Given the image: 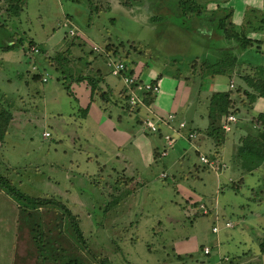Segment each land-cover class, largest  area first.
<instances>
[{"label":"rangeland","instance_id":"obj_1","mask_svg":"<svg viewBox=\"0 0 264 264\" xmlns=\"http://www.w3.org/2000/svg\"><path fill=\"white\" fill-rule=\"evenodd\" d=\"M154 1L26 0L15 19L0 16V116L8 122L0 141V173L25 194L63 202L77 218L85 241L73 239L70 221L60 218L59 209L48 204L22 211L19 200L0 186V264H61L68 255L76 257L79 264H200L198 259L204 257L200 249L192 257L182 254L181 258L171 249L173 240L192 235L198 238L199 248H210L213 263L221 264L220 252L232 258L248 250L247 264H264V253L258 247L264 238V163L252 172L243 171L234 147L227 144L223 157H216L212 147L201 148L212 160L205 166L193 150L178 157L174 152L180 138H176L171 148L165 147L164 141L161 155L144 168L135 150L122 149L115 157L108 137L93 123L85 124L87 91L82 84H75V78L80 73L94 74L100 66L110 71L100 56L104 50L110 51L105 53L111 59L125 56V62L135 61V69L160 65L162 72H178L177 77L189 72L186 65L193 57H209L210 53L215 57L222 48L232 51L221 34L200 20L188 18L181 25L174 23L175 19L173 23L158 19L155 15L170 11L167 0H159L158 8ZM0 6H5L4 0ZM213 7L209 3L203 12ZM242 8L239 14L233 9L228 21L239 27L248 18L258 25L264 8ZM251 8L258 11L251 12ZM69 29L74 34L70 35ZM65 33L68 39L63 38ZM262 33L264 28L251 32L254 36ZM7 36L14 37L17 44L5 50ZM29 38L32 44L23 48ZM67 41L73 46L65 47ZM92 46L97 47L96 52ZM70 50L80 58L72 56L70 60ZM245 58L253 60L255 54L246 52ZM192 63L195 67L199 61ZM34 74L38 78H33ZM42 76L47 80L42 81ZM115 79L109 72L105 75L112 87L118 85ZM196 82L202 78L191 79L189 86ZM236 82L231 89L243 84L239 78ZM103 87L100 89L106 91L109 102L96 95L95 103L112 108L115 104L114 117L118 118L117 108L130 127L135 122L134 129H140L137 120L157 115L144 107L125 110L123 102H128L121 91L110 94ZM248 104L246 99L243 106L248 109ZM246 109L234 114L236 120L230 124L228 136L264 133ZM236 123L240 128L233 131ZM45 131L48 136H43ZM188 133L195 137L194 131ZM122 157L127 158L125 173L133 171L132 177L113 172ZM239 178L238 189H232L229 185ZM199 204L210 209L209 213L201 214ZM33 220L40 222L44 232L47 245L43 249L33 238ZM226 221L231 226H224ZM214 225L217 232L211 231Z\"/></svg>","mask_w":264,"mask_h":264},{"label":"trees","instance_id":"obj_2","mask_svg":"<svg viewBox=\"0 0 264 264\" xmlns=\"http://www.w3.org/2000/svg\"><path fill=\"white\" fill-rule=\"evenodd\" d=\"M144 1V0H141ZM5 6H0V16H5L6 18H14L16 17L20 11L23 8V5H25L26 0H4ZM164 2V1H162ZM230 2V0H167L168 3V10L170 11L168 15H155L158 17V19H167L171 23H173V19L176 21L174 23H179L181 25H184L188 22V18L200 20L199 22H202L203 24H206L207 26H211L216 30L217 33L221 34L222 40L227 42V45H230L233 47L232 51L230 48L224 49L219 53H216L218 56H215L213 54H209L211 56H198L193 57L191 59V64L186 63L187 70L189 73L192 71L193 73H190L189 78H203L205 75H217V74H225V72H235L237 78L242 80L243 84L237 85V88L235 89H229L224 91H215L212 92L208 99V105H207V126H206V133L211 137L213 145L215 147L222 146L223 142L226 138V133L229 131H225L223 128V123L225 120V117L228 114H238L240 111H243V109H246L243 105H245L246 99L250 104H248V110L250 112V108L252 103L257 98H264V34L263 36H254L251 34V32L255 33L259 31L260 29L264 28V13L261 17H259V24L253 25V20H250L247 18L244 22L240 24L239 27L234 25L233 22L228 21L233 14V7L231 5H227ZM209 3H213L214 7L209 11L206 12L207 9L205 8ZM161 5V1L156 0L153 3V6L159 7ZM247 7V6H246ZM205 8L206 11L203 12V9ZM251 8V12L258 11ZM247 14V12L244 14V16ZM258 18V17H257ZM8 19V20H9ZM15 19V18H14ZM67 21V20H66ZM206 22V23H205ZM255 24V23H254ZM187 26V25H186ZM202 27V26H200ZM210 27V28H211ZM210 28L209 31H210ZM179 30L178 28H176ZM188 31H191L192 28L189 27ZM75 36H78L75 34ZM73 37V36H71ZM9 38L8 45L3 46L5 50H8L10 48H14L17 44V40L12 36H7ZM68 39L67 34L65 33L64 37ZM202 38V43L204 41V37ZM173 39V38H172ZM195 42H201L200 39H193ZM5 41V43H6ZM205 42V41H204ZM68 43V41L66 42ZM29 44H32V39L29 38L23 43V48H28ZM175 45H177V41L174 40ZM71 44H66L65 47H72ZM204 48V43H203ZM73 49V48H72ZM92 49L93 46H92ZM235 49V50H234ZM73 51H75L73 49ZM94 52V50H92ZM106 50H104L100 56L103 60V63L106 65L107 68V62H105V59L108 54L105 53ZM110 52V51H106ZM115 53L116 51L113 50ZM246 52H252L255 54V58L253 60H249L245 58ZM70 55L68 57L71 60V57L74 56L75 59H79L80 57H75V53L70 50ZM110 54V53H109ZM204 55H207L206 53ZM105 57V58H104ZM73 58V59H74ZM121 61L125 64L127 71L129 74H133L135 71V61L130 63L125 62V56L120 57ZM63 59V58H62ZM106 59V60H107ZM198 60L199 64L198 66L194 64L195 67L192 66V60ZM88 64V63H87ZM147 64V63H146ZM132 65V66H129ZM134 65V66H133ZM92 68V67H91ZM96 73L93 74H78L75 78L77 82H84L88 89L89 99L91 101L96 102V95L100 98V100L103 99L106 103L109 102V98L105 96L106 91H102L100 88V83L103 81L102 76L106 75L108 72H110L108 69L105 70V68H102L101 66L98 68L96 67ZM176 74H179L176 72ZM160 73L158 76L152 80H150L153 83H157L160 79ZM33 78H38L37 74L33 75ZM186 79H188L186 77ZM120 95L125 96V91L123 89V92L121 91ZM156 94L149 91L147 95L144 97L145 106H151L152 102L155 98ZM123 98V97H122ZM125 105V110L129 111L130 107L126 102H123ZM100 108L105 111L106 106L105 104L100 103ZM139 109H141L139 107ZM245 112V111H244ZM248 114L250 115V113ZM246 113V112H245ZM241 117V116H240ZM238 117L239 119H241ZM237 118V119H238ZM253 118H255L256 125L259 126L262 130L264 129V113L258 112L253 115ZM175 116L170 121H174ZM143 121V118L139 120V123L141 124ZM169 122V124H170ZM8 122L0 116V141L3 140L4 134L7 130ZM233 127V126H232ZM147 133L146 131H144ZM188 139V138H187ZM235 158L239 161V164L243 171L246 172H252L257 166L264 163V133L259 134L255 137L252 136V134H247L244 137L239 138V146L235 155ZM207 166V164H204ZM130 179V178H129ZM242 181V178H239L236 181H233L234 184H230L229 186L237 190L240 183ZM0 186L4 188L7 192L12 193L21 203L22 205V211H29L30 209L37 210L42 207H47L48 204L52 205V207L55 210H58L61 212L60 218H63L65 220H69V224L71 226V229L73 231V239L77 241H81L82 243H85L84 237L82 234V231L79 228V225L77 223V218L75 219V215L64 205L63 202L57 199L53 198H47V197H34L30 196L28 194L23 193L18 188L14 186V184L8 179L7 176L0 173ZM199 209V208H198ZM200 210V209H199ZM201 211V210H200ZM209 213V209L201 214L205 215ZM199 211L195 212L194 216L198 215ZM33 238L37 241L39 248L43 249L44 245H47V243H43L44 240V232L42 231L40 227V222L33 220ZM258 247L259 251L264 253V238L258 241ZM203 247H201L202 249ZM202 251V250H201ZM226 257H220L219 260L221 262H229V260L225 259ZM104 260H100V262H103ZM61 264H79V261L76 257H72L68 255V259ZM104 264V263H103ZM109 264V263H107Z\"/></svg>","mask_w":264,"mask_h":264},{"label":"crops","instance_id":"obj_3","mask_svg":"<svg viewBox=\"0 0 264 264\" xmlns=\"http://www.w3.org/2000/svg\"><path fill=\"white\" fill-rule=\"evenodd\" d=\"M263 2L264 0H241L240 3V2H236V0H231L229 4L233 7L234 12L236 11L239 14L243 10L242 7H246V6L255 7L256 5L264 8ZM235 6L238 7L237 10L235 9ZM256 36H260V35H256ZM161 69L162 67L160 65H158L157 67L148 66L144 70H142L141 67L137 68L139 73L141 71L140 77L144 81H148L156 78L159 73H160L159 78H162L161 84L158 80L159 91L156 94L152 102V105L147 106V108L150 109V112L160 116L166 115L170 112L175 113L174 121L170 122V124L167 125H161L159 133L157 134L145 133L142 130V126H140V129L139 128L134 129V125H136L135 122L134 125L130 127L126 121L121 120L122 116L120 115L121 114L123 115V113L122 111L117 110V108H116V113H118V118L116 119L113 115V112H115V107H116L115 104L113 106L114 108L108 107L109 105H107L106 110L103 111L100 108V106H98L94 101H91L89 99V94H88L89 92L84 82L76 81L75 84L78 85L82 84L83 85L82 87L87 91L88 97L86 98L84 97L85 98L84 105H86L85 108L87 110L84 116L85 124L93 123L103 135H106L108 137V139L110 140V144L113 146L112 151L115 157L118 158L120 156L122 149H126L129 147L130 149L135 150V152L139 155L140 161L143 164L144 168L150 167L154 163L155 158L161 155L160 151L164 146V140L162 135L163 134L174 135L173 130L178 127V123L180 121H185L187 127L185 128V130L184 129L181 130L182 136L179 137L180 140L176 143L174 153H176L178 157H183L190 150L196 152L197 156L199 157L200 154H204L201 148H210V147H212L214 155L216 157L219 155L223 157L222 153L225 151V147L227 144H232V147H234L233 152L234 153L235 151L237 152L239 146V138L243 135V133H237V135L231 137L228 136L226 133V138L222 146L215 147L213 145L211 137L206 133L205 130L207 126V117H206L207 109H208L207 105L210 94L215 91H224L231 89L230 85L231 84L234 85V83L236 82V78H237L236 73L225 72V74L205 75L202 78V82L199 83L196 82L194 83L195 86H189V83L191 82L192 79L189 78L190 76L189 72H186L185 76L180 74V76L177 77V75L179 74L175 73L171 75V73L169 72H162ZM143 73H145L146 78L142 75ZM186 77L188 79H186ZM174 78L180 80H178L177 82H173L172 80ZM116 79L118 81V82L116 81V84L118 85L116 86L115 84L116 87L114 86L112 87L110 82H107L105 80V75H103L102 76L103 81L100 83V86L103 87L102 84H105V88L103 87V90L105 89L109 91L110 94H113L115 92L117 93L118 90L122 91L124 89L122 83L118 78ZM225 80H227V83ZM84 89L83 92L86 93ZM250 109H251L250 112L248 110H244L246 113L249 112L250 116H253L255 113L258 112L264 113V98H257L252 103ZM110 111L112 114L110 113ZM87 115L89 116V118L87 117ZM139 120H137L138 123ZM238 121L240 122L239 118ZM237 123L232 127V130L233 128L234 130L240 128V126H238L239 124ZM189 131L195 132V137H193V139L190 140L189 138L187 139V133ZM260 134H263V132ZM179 142H181L182 144L178 145ZM99 150L101 149L99 148ZM88 159H90L89 156ZM121 159H122V163L120 164V166H118V168H113V172L120 173L122 175L129 174L130 177H132V175L134 174L133 171L129 173L127 170V173H125L126 170L124 165L127 164V163L125 164L127 158L122 157ZM175 171L177 170L175 169ZM171 249L173 250L175 256H178L180 258L182 254L188 255V257H192V255L195 252L199 251V249L200 251L202 250L201 247L199 248L198 238L193 235L184 236V237L182 236L181 238H177L173 240ZM246 253H249V251L247 250V252H242V254H235L231 258L229 256H226L224 253L220 252L218 254V260L220 257H228L229 262L220 261L221 264H233V263L247 264L250 261L247 259L248 256H245ZM245 258L248 262L244 260ZM207 259L209 258L204 255L203 258L201 257L198 260L200 264H205Z\"/></svg>","mask_w":264,"mask_h":264},{"label":"built area","instance_id":"obj_4","mask_svg":"<svg viewBox=\"0 0 264 264\" xmlns=\"http://www.w3.org/2000/svg\"><path fill=\"white\" fill-rule=\"evenodd\" d=\"M69 31H70V35L74 34L73 29H69ZM94 49L96 50L97 47H94ZM33 50L37 51V49H35V48ZM32 53H34V52H32ZM107 60H108L107 66L110 68L109 74L118 78L123 84L128 105L130 107L136 106V107L147 108L145 106L144 97H145V95H147V93L149 91H151L152 93H155V94L158 93V91H159L158 82L153 83L150 80H148V81L142 80L140 77V73L137 69H135L133 74H129L125 64L120 59H111L110 57H108ZM41 79H42V81L47 80L43 76L41 77ZM230 86H232V84ZM172 119H173V115L171 113H168L166 116L154 115L153 117H146L145 119H143V121L141 123L142 130L146 131L147 133H156L157 134V133H159L160 126L169 124V122ZM235 120L236 119H235V116L233 114H228L225 117V120L223 123L224 130L229 131L230 130V124L235 122ZM184 127H185V123L183 121H180L178 123V127L173 130L174 135H170V134H163L162 135L163 140L165 141V147H170V148L173 147L175 139L182 136L181 130ZM48 135H49L48 132H46V131L43 132V136H48ZM193 136H194L193 133L187 134V138H191ZM166 150H167V148L162 152V155H164L166 153ZM199 160L203 164H207V166H209V164H212V160H210L207 156H205L203 154H201L199 156ZM198 208L202 211V213H205L208 210L205 208V206L203 204H199ZM224 226L229 227L231 225L228 221H226L224 223ZM217 230H218L217 226L214 225L211 227L212 232H217ZM202 254L209 258L210 248L208 246H203ZM225 259H227V258H225ZM205 264H214V263L211 260L207 259Z\"/></svg>","mask_w":264,"mask_h":264}]
</instances>
